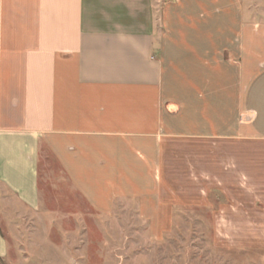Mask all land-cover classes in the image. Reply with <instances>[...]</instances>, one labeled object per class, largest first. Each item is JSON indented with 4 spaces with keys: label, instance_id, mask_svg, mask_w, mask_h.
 Segmentation results:
<instances>
[{
    "label": "crops",
    "instance_id": "0c3cea01",
    "mask_svg": "<svg viewBox=\"0 0 264 264\" xmlns=\"http://www.w3.org/2000/svg\"><path fill=\"white\" fill-rule=\"evenodd\" d=\"M48 170L87 210L132 200L151 221L173 190L264 199V19L242 0H0V185L37 211Z\"/></svg>",
    "mask_w": 264,
    "mask_h": 264
},
{
    "label": "rangeland",
    "instance_id": "374dc122",
    "mask_svg": "<svg viewBox=\"0 0 264 264\" xmlns=\"http://www.w3.org/2000/svg\"><path fill=\"white\" fill-rule=\"evenodd\" d=\"M150 1L159 9L175 0ZM242 2L252 19H264V0ZM40 177L37 211L0 185L8 247L0 264H264V199L255 191L207 189L183 203L186 191L173 190L168 216L151 221L132 200L106 214L87 210L73 192L53 189L51 171Z\"/></svg>",
    "mask_w": 264,
    "mask_h": 264
},
{
    "label": "trees",
    "instance_id": "16d2710c",
    "mask_svg": "<svg viewBox=\"0 0 264 264\" xmlns=\"http://www.w3.org/2000/svg\"><path fill=\"white\" fill-rule=\"evenodd\" d=\"M1 234V233H0Z\"/></svg>",
    "mask_w": 264,
    "mask_h": 264
}]
</instances>
